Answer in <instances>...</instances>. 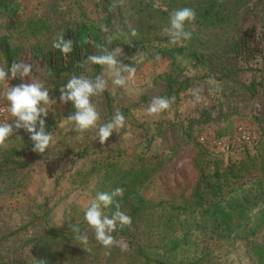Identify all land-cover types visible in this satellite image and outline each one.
Masks as SVG:
<instances>
[{
    "label": "rangeland",
    "instance_id": "obj_1",
    "mask_svg": "<svg viewBox=\"0 0 264 264\" xmlns=\"http://www.w3.org/2000/svg\"><path fill=\"white\" fill-rule=\"evenodd\" d=\"M19 2L18 11L0 13V37L7 35L14 49L24 50L19 61L32 64L34 78L42 80L56 100L46 118L54 143L44 154L33 152L30 134L14 129L7 147L0 148V264H133L138 258L136 240L157 245L173 240L171 233L184 237V230H177L175 225L157 227L152 236L139 226L133 241L113 233L128 245L126 252L100 245L84 220V209L100 192L107 167L117 173L145 164L150 176L141 192L146 198L152 203L187 199L198 178L193 141L200 137L215 145L214 140H223L216 136L224 134L226 138L240 124L257 136L263 133V140L252 154L254 160L242 159L243 155L238 154L234 159L243 160L247 167L243 171L254 169L250 168L254 162L261 166L263 0H229L227 22L216 26L190 22L185 27L191 38L177 44L170 42L162 26L168 23L170 12L184 7V0H111L110 16L105 0ZM82 24L93 25L104 37H111L112 43L114 39L120 41L116 47L123 50L121 61L130 66L133 62L137 67L135 78L125 88L112 85L106 76L109 89L93 97L100 123L108 122L117 110L126 117L125 127L103 145L95 129L83 133L76 130L74 122L66 119L75 112L72 103L62 104L59 100V87L73 74L95 78L103 69L88 64L85 68L77 66V73L42 71L48 69L49 60L44 55L54 50L57 34L66 37ZM132 29L137 30L136 36H132ZM172 49L176 51L173 58L168 56ZM89 54H97V49L93 47ZM157 55L159 60L155 59ZM56 61L51 59L52 63ZM0 67L10 68L1 53ZM19 83L18 78L9 81L11 86ZM251 85H255L254 92ZM3 90L0 86V110L8 106ZM156 96L175 99L170 109L148 115L146 109ZM11 119L7 111H0V120ZM223 145L218 144L221 149ZM101 210L111 218L103 205ZM70 223L78 225L81 234H87V244L76 239ZM190 237L198 245L173 254L167 259L170 263L185 256V260L203 258L204 264H260L254 253L257 248L251 244L264 245L263 234L223 245L208 241V235L200 231Z\"/></svg>",
    "mask_w": 264,
    "mask_h": 264
},
{
    "label": "trees",
    "instance_id": "obj_2",
    "mask_svg": "<svg viewBox=\"0 0 264 264\" xmlns=\"http://www.w3.org/2000/svg\"><path fill=\"white\" fill-rule=\"evenodd\" d=\"M20 0H0V13H14L19 10ZM107 16L111 15L113 5L111 0H105ZM229 0H184L182 6L193 8L196 11L195 23L200 26L223 25L228 20ZM264 4V0H263ZM66 39H73V51L64 56L58 49L45 53V58L49 60L48 69H42L48 73H61L69 71L77 73L76 67L90 55L92 48L98 47L87 40L95 41L96 45L107 46L109 37H104L100 30L93 25L82 24L76 27ZM120 38V37H116ZM120 41L115 40L108 47L115 48ZM23 51L14 49L7 35L0 37V53L3 56L7 67L11 66L13 60L19 61ZM28 52V51H27ZM175 49L168 51V56L173 58ZM84 55V56H83ZM66 58V61L64 60ZM56 58L52 63L51 59ZM97 70L101 66L95 65ZM255 85H251L250 90L254 92ZM109 101L110 97L106 94ZM237 127L228 133L216 136L223 139V148L218 144L211 145L206 140L202 141L197 137L193 141L197 148L194 167L198 178L193 185L192 193L187 199L177 200L161 199L157 203H152L146 198L141 187L146 178L150 176L149 168L145 164L132 166L115 173L107 167L103 175L105 180L101 183L100 192L110 191L115 187L125 189L122 198V211L132 218L131 227H117L116 233L128 236L133 241L134 231L140 226L146 228L150 236L157 232V227L175 225L179 231L184 230V237H174L173 240L155 245L150 241L141 243L135 241V248L138 252L137 261L133 264H202L205 259L197 257V260L181 257L178 262L170 263L167 259L173 254L186 251L187 248L198 245L196 241H191L193 232L200 231L208 235V241L216 242L217 245L235 243L237 240H250L252 237L264 235V161L261 166L253 163L247 169L243 165L244 158L253 159V153L257 152L260 142L263 140V133L257 136L254 144H233L232 140L236 135ZM217 135V134H216ZM220 141V140H219ZM220 147V148H219ZM219 149V151H217ZM235 154L243 155L240 161L234 159ZM227 164L224 165L225 157ZM255 156V155H254ZM97 195H95L96 198ZM112 215L114 207L104 208ZM140 219V221H139ZM167 235V232H166ZM166 235L162 238L164 241ZM252 242V241H251ZM255 255L258 256L260 264H264V245L257 246L252 243ZM160 250V251H158ZM156 251V252H155ZM203 263V264H204Z\"/></svg>",
    "mask_w": 264,
    "mask_h": 264
},
{
    "label": "clouds",
    "instance_id": "obj_3",
    "mask_svg": "<svg viewBox=\"0 0 264 264\" xmlns=\"http://www.w3.org/2000/svg\"><path fill=\"white\" fill-rule=\"evenodd\" d=\"M195 20V9L189 7L175 9L170 12L168 23L162 26V32L170 38L172 44L189 40L192 34L185 26ZM131 34L136 36L137 30L132 29ZM86 42L98 47L100 53L89 55L78 66L85 68L88 64H95L101 66L103 71L95 78L73 74L59 87V100L62 104L72 103L75 112L66 119L74 122L76 130L83 133L95 129L96 138L103 145L114 132L119 134L125 127L126 117L117 110L108 122L100 123L101 115L93 102V97L100 96L109 89V79L106 76L111 79L112 85L125 88L129 80L135 78L137 67L133 62L130 66L121 61L123 50L120 47L110 49L104 44L96 45L95 41ZM111 43L112 38L109 37L107 44ZM53 47L67 55L73 51V39H66L63 33H59L53 40ZM140 54L142 58V53ZM131 59L133 60V57ZM155 59L159 60V55ZM17 78L21 83L11 86L9 81ZM0 86L3 87V96L8 102L7 108L0 111H7L12 117L11 122L0 120V148L7 147L6 142L14 134V129H24L30 134L33 142L32 151L44 154L54 143L53 134L47 130L46 124V118L51 110L50 105L56 101L50 97V89L42 80L34 78L32 64L22 60H13L8 69L0 67ZM174 99L166 96L153 97L146 113L158 115L170 109ZM124 193L125 189L119 186L110 191L99 192L84 209V220L94 231L96 241L105 249L119 247L121 251L129 250L125 242L113 235L118 226L123 228L132 225V218L121 210ZM102 205L104 208L114 207L111 218L102 212ZM69 227L81 244L88 243L87 234H81L78 225L70 223Z\"/></svg>",
    "mask_w": 264,
    "mask_h": 264
},
{
    "label": "built area",
    "instance_id": "obj_4",
    "mask_svg": "<svg viewBox=\"0 0 264 264\" xmlns=\"http://www.w3.org/2000/svg\"><path fill=\"white\" fill-rule=\"evenodd\" d=\"M256 139H257V134L255 132H252L247 127L240 124L237 127V132L232 142L233 144H237V145H242V144L252 145L255 143ZM219 143H222V142L214 140L215 145Z\"/></svg>",
    "mask_w": 264,
    "mask_h": 264
}]
</instances>
